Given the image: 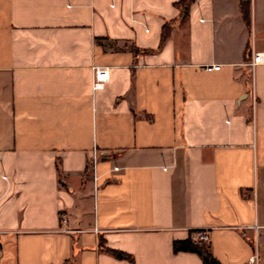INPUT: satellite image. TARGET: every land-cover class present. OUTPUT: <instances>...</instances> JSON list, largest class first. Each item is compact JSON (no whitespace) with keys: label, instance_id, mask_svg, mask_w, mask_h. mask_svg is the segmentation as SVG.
Listing matches in <instances>:
<instances>
[{"label":"crops","instance_id":"1","mask_svg":"<svg viewBox=\"0 0 264 264\" xmlns=\"http://www.w3.org/2000/svg\"><path fill=\"white\" fill-rule=\"evenodd\" d=\"M178 1L0 0V264H264V0Z\"/></svg>","mask_w":264,"mask_h":264},{"label":"built area","instance_id":"2","mask_svg":"<svg viewBox=\"0 0 264 264\" xmlns=\"http://www.w3.org/2000/svg\"><path fill=\"white\" fill-rule=\"evenodd\" d=\"M250 54L251 55H250L249 60L247 61V64L250 66L251 69L255 65L264 62V51L263 50H255L253 47H251ZM219 67H220V64H218V63H216V64L211 63V64L205 65L206 69H219ZM108 79H109V68L107 65H93L92 66V80H91L92 90L103 88V86L108 81ZM252 96H253V101L255 102L254 94ZM92 155H93L92 156V164L94 167L95 163H96L97 152L93 151ZM118 168H119V166H113L111 169H118ZM93 179H94V181H96V179H97V175L95 173H93ZM59 217H60L61 221H65L66 220L65 212L61 211L59 213ZM248 227L256 229L258 227V224L256 221H254L252 224H249ZM192 235H193V239L195 241L208 242V240H209L208 232L206 229L198 228L193 232ZM248 262L251 264H257L256 253H253L249 256Z\"/></svg>","mask_w":264,"mask_h":264},{"label":"trees","instance_id":"3","mask_svg":"<svg viewBox=\"0 0 264 264\" xmlns=\"http://www.w3.org/2000/svg\"><path fill=\"white\" fill-rule=\"evenodd\" d=\"M193 0H180L177 5L181 8V13L183 14L187 5H189ZM250 0H240V8L243 16L248 17ZM165 36V27L163 28L162 38ZM196 229L192 230L193 232ZM172 249L174 252L177 251H192L197 253L203 264H222L211 252L210 245L208 242L195 241L191 237H186L184 239H175L172 242ZM117 257H128V255L122 251L115 249H108Z\"/></svg>","mask_w":264,"mask_h":264}]
</instances>
